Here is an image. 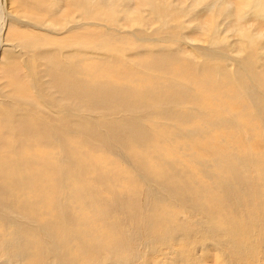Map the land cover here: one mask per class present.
I'll use <instances>...</instances> for the list:
<instances>
[{"label": "bare ground", "instance_id": "1", "mask_svg": "<svg viewBox=\"0 0 264 264\" xmlns=\"http://www.w3.org/2000/svg\"><path fill=\"white\" fill-rule=\"evenodd\" d=\"M238 1L236 5H239V21L242 24L248 23L244 18L264 15V0ZM8 2L9 0H0V38L3 26L8 21L9 10V30L19 32L20 36L16 39L18 46L22 48L20 54L27 60L23 62L25 76L31 79L36 88L39 105L49 112L45 114L44 110L43 113L34 110V106L38 104L32 101H25L27 109H13L9 104L0 102V112L7 121L2 126L3 133L0 135V253L8 256L10 261L19 263L26 259L29 264L45 262V257L49 255H53L56 260H52L53 264H81L80 261L89 255L95 260L93 264L110 262L107 257L116 264H132L130 250L144 233L142 214L144 216L151 211H145L149 204L141 199L144 192L147 193L145 197H149L147 201L150 204L154 200L161 201L172 209L169 200H173L180 202L182 207L185 206L186 211L200 214L202 227L207 228L208 222L213 225L212 235L221 232V228L225 229L228 226V216L225 212H213L206 207L205 203L209 198L205 196L207 189L200 183L189 181L187 175H193L192 170L182 171L175 166L181 163L175 151H183L184 155L180 156H188L190 159L191 155L197 154L204 164L199 163L204 178H215L225 188H230L231 171L224 161L231 162L241 152H246V149H239L245 148L243 138L264 142L262 134L255 133L245 137V132H254L258 124L264 121V115L261 114L264 113L261 112L263 110L259 109L260 114L255 111L262 106L264 109V52L260 51L263 47L259 49L260 42L257 45L253 41L254 38L257 39L254 37L255 32L248 33L244 38L245 42L241 40L243 43L239 44V51H244L241 59L235 58L240 54L237 50L238 54L235 56L232 53L221 56L218 51H211L212 56H203L201 62L187 61L178 51L170 49L173 44L170 41L178 35L182 36L173 27L167 34L163 33L166 38H159L160 42L164 40L163 43L152 41L154 44L147 45L149 43L146 42V51L135 55L131 60L126 58L128 52L123 48L125 44L120 47L119 43L126 40L125 43L129 46L132 39L140 42L148 37L147 33L139 36L129 31L134 36L129 35L124 39V35L129 33L115 22L114 16H109L111 13L108 16L104 13L108 10V3H115L117 0H70L78 9V17L70 21L72 24L68 21L62 24L60 31L64 35L60 39L57 36L59 32L55 34L54 30L47 27L22 31L24 25L32 27L29 24L32 17L7 9ZM24 2L32 4L31 0ZM151 3V0L143 2L145 5ZM157 4L159 3H153L150 7L158 16L161 13L157 11ZM215 6L216 4H211L209 12L216 11ZM217 6L228 12V15L233 13L232 9L235 10L230 4ZM37 14L45 16L43 10ZM112 14L117 13L113 11ZM165 15L160 16L161 24L166 19ZM171 15L179 17L178 14ZM105 18H110L112 23H106ZM102 21L106 24L101 23ZM82 23L94 29L86 31ZM108 24H112L109 27L113 31L100 40V36H97L100 32L95 27ZM243 27L245 28V23ZM254 30L258 32L257 29ZM118 33L124 34L123 37L120 35L123 40ZM87 34L94 41L92 45L85 42ZM80 35L82 39H78L77 48L66 42L68 36ZM58 42L62 44L57 45ZM177 43L174 44L177 46ZM167 51L172 52L165 53ZM45 53L49 55L48 58L41 59V55ZM169 61L181 63V67L178 66L171 74L174 75L171 81L169 70L172 66L168 64ZM230 62L236 67L233 71ZM34 69L47 78L48 85L41 78L34 79ZM163 76L165 82L172 84L169 88L170 91H175V100H165L157 92L156 87L159 85L158 88L168 90ZM189 76L192 78L187 80ZM183 81L190 82L191 85H186L185 88ZM225 88L231 89L230 92L227 93ZM233 100H238L240 110L234 108ZM60 106H66V109L73 107L74 110L67 109L64 115L62 110L65 109L59 108ZM53 107L61 111L56 112ZM17 111L22 115H17ZM54 113L63 114L65 119L68 116V119H54ZM256 116L260 117L255 118ZM73 120L76 122H70ZM52 126H55L53 130ZM239 127L242 130H238ZM69 148L71 151L66 152ZM63 152L72 167V164L79 168L83 164L91 165L88 182L78 185L76 173H73V169L61 156ZM103 152L107 156L105 159L101 158ZM90 153H93L91 157L85 156ZM132 166L146 180L143 184H137L140 195L134 187L127 186L132 178ZM116 186H121L122 192ZM146 186L151 188L150 191L145 190ZM130 192L134 195H130ZM145 205L148 207L145 208ZM170 208L166 209L169 214L166 215L167 218H160L162 212L155 211L159 215V221L154 219V223L157 227L164 222L161 233L165 237L161 238L157 247L163 246V250L168 249L173 253L170 240L177 244L181 228L177 226L180 221L175 220L174 216L177 210L172 211ZM54 209L58 219H49L47 213L53 214ZM25 218L27 221L23 220ZM148 218L150 220L147 219L145 227L149 237L140 247L141 250L142 247L154 246L158 242L152 234L154 231L151 228L155 226H152L153 218L150 215ZM142 253L143 251L140 252L141 257ZM146 253V258H149L150 251L149 255ZM177 253L176 251L172 255H178ZM159 255L162 252L153 257ZM166 258L167 256L164 260Z\"/></svg>", "mask_w": 264, "mask_h": 264}, {"label": "rangeland", "instance_id": "2", "mask_svg": "<svg viewBox=\"0 0 264 264\" xmlns=\"http://www.w3.org/2000/svg\"><path fill=\"white\" fill-rule=\"evenodd\" d=\"M31 1H32V4L30 3L26 4L24 0L22 1L21 0H9L8 2L7 9H10L11 11L14 10V12L16 13H19L24 16L28 15V17L33 18V19L32 18L29 19L30 20L29 24L32 27L24 25V28L22 29V31H28L30 29L38 30L40 26L43 28L47 27L50 30H54L53 33L55 34L56 32L57 33L59 32L57 36L60 39V36L64 35L63 31H60L62 24L65 21H68L69 24H72L70 23V21L73 18L78 17V13H77L78 9L77 7H74L70 3V0H31ZM162 1L163 0H151L152 2L151 5L153 3L155 4L156 2L159 3L157 4L158 5L157 11L159 10V12L163 15L166 14L165 15L166 19H164L163 21L164 23L162 22V24H165L164 26H162V24L160 23L161 14L157 16V14L153 12V10L151 11V7H150L151 5L143 4L144 0H117V2L115 3L113 2L108 3V8H107L108 10H105L104 12L105 15L108 16L110 13L112 14L113 11L116 12L118 15L110 14L109 16H114L116 19L115 22L118 23L119 26L123 27V29L125 28L126 32L129 33V31H131L132 33H135L136 35H139V36L142 35L143 33H147L146 34V36L148 37L147 40L142 39L143 41L140 40V42H135L132 39L130 41V44L132 43L134 45L133 46L134 49L131 46L132 44L127 46V44L125 43L126 40H124V42L119 43V46L121 45L120 47H123L124 44L126 46V47L125 46L123 47L124 49L127 50L126 52H128L126 58H129L132 60L135 58V55L145 52L146 49L144 48L146 47L144 46L147 43H149L147 45H150L152 41L155 43L160 42L159 38L160 37H162L163 39L166 38L165 34H167V31L173 27H175V29H177V33H179L182 36L179 37L178 35V37L170 41L171 44L173 43L170 49L172 51H178V53H180L182 58H184L187 61L195 60V62L197 63L201 62V60H203V56L204 57L212 56L213 53L211 51L213 52L218 51V55L221 54V56L223 54L227 55L229 53L230 54L232 53L233 56H235L236 54L240 53L236 55L235 58L237 57L238 59H241L243 57L244 51L241 52V49L239 51V44H241L242 41L245 42L244 38H246V35H248V33L251 34V32L256 33V34L254 33V37H257V39L254 38L253 41H255V44L260 42L259 43L260 45L259 44L257 45H259V49L263 47L261 48L262 50L260 51L264 52V15L263 16L253 15L251 17L244 18L246 20L242 19L244 21H248V23L244 22L245 23V28H244L243 27L244 23L242 24L241 20L239 21L240 19L239 14H238L239 5L238 4L236 5V3L239 2L238 0H214L213 2L212 0H208V1L206 0L208 3L205 0H164L163 2ZM216 1L221 5L224 4V6L225 4L226 5L230 4L231 6L235 8V10L231 8L233 13L229 15L227 14L228 12H226L223 9H222L223 12H221L222 10L217 8L218 7L217 5L219 4ZM117 4L119 5L118 7H117ZM211 4L212 5L216 4L214 8L216 11L212 10L209 12V9L211 10V8H209ZM205 7H206V10H205ZM170 9L171 10L173 9V10L171 11ZM41 10H43L45 14L44 17H41L39 14H37V12H41ZM111 10L112 12H110ZM8 11L9 10H7V15H8L7 20L8 21L3 26L4 28L2 30L3 32L1 35L2 39L0 38V102H5L6 104H9L11 107H13V109L15 108L16 109H27L26 108L27 105L25 101H29V102L32 101L35 104H38L34 106V110H37L40 113H43L42 110H44L45 114H47L49 112L47 108L45 110L42 106L39 105L40 102L38 100V94L35 91L36 88L34 87L33 82L31 81L30 78L25 76L26 70L23 65L25 63L23 62H27V60L21 57V54H20V51H22L21 50L22 48L18 46V42L16 39L17 36H20L19 32L18 31L11 32L9 30V27L11 24L9 25L10 15ZM219 11L220 13H218ZM177 12H180V14ZM250 12H251V9L248 10V13ZM167 13L169 14V16ZM47 14H49V16H47ZM171 14H178L179 17L177 15L175 16ZM212 14L213 15L215 14L214 15L215 17H212L213 16ZM170 17L171 19H169ZM260 17L262 20L260 19ZM105 19L106 20L104 21L106 23H112L110 18H105ZM175 19L177 22L174 21ZM179 19L181 23L180 21H178ZM37 21L40 24L42 23V25H40ZM105 22L102 21L101 23L106 24ZM224 22L225 23L227 22V25L226 24L224 25ZM239 22L241 25L238 24ZM116 23H113V24H116ZM82 24H83L84 29H86V31H91V29H94V27H91L90 29V26L86 27L84 23ZM73 25L71 26L72 28H74ZM175 25L176 26L178 25L177 26L178 28ZM183 25H185V27ZM187 25L188 27H186ZM248 25H250L252 29H247V28H250ZM109 26H112V24H108V26L102 25V26H99V28L98 26L95 27V29H98L100 32L97 35V36H100V40L103 36L108 37V35L113 31L112 28H110ZM241 26L243 27L242 29H241ZM253 28L257 29L259 33L255 31ZM178 29H180V31ZM230 30L233 32H231ZM239 31L241 34L239 33ZM245 31H247V33ZM257 33L259 36L261 35V37L257 36ZM234 34L237 35L238 38ZM117 35L120 38H122L124 34L118 33ZM129 35L132 37L134 36L130 33L128 35L125 34L124 39H127ZM229 35L232 37H230ZM90 37L91 35L87 34V39L85 42L92 45L94 41H91ZM222 37L223 39H226L227 41L223 40ZM260 38H262V40ZM78 39L79 40L82 39L81 35L79 37L68 36V39L66 42L69 43L70 45H73L74 48H77ZM163 39L161 40L160 43L164 42ZM214 39L217 40L218 42L215 41ZM232 41L234 42L236 41V42L235 43L233 42L232 44L231 43ZM224 42L226 44H224ZM174 43H177L178 45L176 46ZM59 44L61 45L62 42L57 43V45ZM219 46H221V48ZM217 48H219V50ZM141 49H143L142 52H139L141 51ZM135 50H138V51H135ZM208 50L210 51L208 52ZM100 51H104V50H100ZM172 51H169V52L167 51L165 53H171ZM133 52L135 54H133ZM205 52H208V53L204 54ZM209 53L210 54L212 53V54L210 55ZM48 56L49 55L45 53L41 55V59H47ZM168 64L172 66V68L169 70L170 75L173 74V72L177 70L178 66L181 67V63L175 64L174 62L169 61ZM230 67L232 71L236 68L233 63H231ZM42 68L44 69L43 66ZM32 74L36 75L35 76L36 78H34L35 80H38L41 78L43 82H46L45 85H48L47 78L44 77L43 75L41 76L40 73L38 74L36 70L34 73L32 72ZM33 75H31V77ZM173 77L174 75L173 76L171 75L170 81L173 79ZM190 78L192 77L189 76V78H186V79L189 80ZM158 79L161 80L160 78ZM164 80H165V77L163 76V81ZM164 83H165V87H168V90L167 88H164V89L158 88L160 86L159 85L156 87L157 92L161 94L165 98V100H170V99L175 100V97H176L175 91L172 92L170 91V88H169L171 87L172 84L169 82H165V81ZM183 84L185 85V88L191 85L190 82L188 83L185 81H183L182 85ZM230 90L226 89L227 93H229ZM38 93L40 94L41 92L38 91ZM251 94L248 95V97H250ZM237 101L233 100L232 103L236 110L237 109L240 110V107ZM225 102L228 103L227 101ZM65 107L66 106L59 107L61 109H65V110H62L64 115H66L67 109L74 110L73 107H68L67 109ZM53 109L57 110L56 112L61 111L57 109L56 107H53ZM259 109L260 110L262 109L263 111L261 112H264V109L262 106L255 110L256 113L260 114L258 112L260 111ZM19 112L20 111H17V115H22V113L21 112L19 113ZM63 114L54 113L53 118L62 119V120L68 119V116H66V119H65ZM261 114L264 115V113H261ZM259 117L260 116H256L255 118H259ZM70 122H76V121L73 120ZM6 123L7 121L5 117L0 112V135L1 133H3L2 126L5 125ZM48 124L51 125V123H48ZM258 126L256 128L257 130H255L254 132L252 131H247L248 133L245 132V137H250L248 135L250 134L254 135L255 133L258 135L262 134L264 136V133H263L264 132V121L259 123ZM54 127L52 126L51 129L53 130ZM259 129L262 131H260ZM238 130H242L241 127H239ZM238 136H241V135L238 134ZM243 139H242V144L244 143L243 146L245 145V148H239V149L240 150L246 149L247 153L241 152V154L237 155L236 159L231 162H228L226 160H225L226 162L224 161L225 166L231 171L229 176H230V184L232 186L230 188H225V186L221 185L218 182V180L215 178H204L202 166L199 164L201 163L200 157L196 156L197 154L191 155L193 159L192 158L190 159L188 158V156L187 157L180 156L181 154L184 155L183 151H180V153L175 151L176 152L175 154L178 156V158L181 159V163L175 166L179 170H182V171L192 170L193 175L192 174L187 175L189 181L191 182L193 181L196 183H200L201 185H204V187L208 191L207 194H205V196L207 197L209 196L208 202L205 203L206 207L208 206L209 208H211L213 212H217V213L225 212L226 216H228V219H227L228 226L225 227V229H222V228L219 229L221 232H218V234L213 233L212 235L211 227L213 225H211L208 222L207 228L202 227V225L200 224V220H201V218L199 217L200 214L186 211V207L185 206L182 207L180 202L178 201L169 200V202H171L172 209L170 208L169 205H166V203H163L161 201L159 202V201L154 200L155 202L151 201L153 204H150V202L147 201L149 197H145L147 193L144 192V194H142L141 196V199L142 201H146L149 204V207L145 205V208L148 207L147 210L145 211L151 210L150 212L152 213L147 212V214H145L144 216H143L144 213L142 214L141 218L144 220L143 221L144 222L143 224L144 233H142V236L140 238L142 242H140V240H136L132 245V249L130 250L133 256L131 258L132 264H145L146 262H147L146 264H264V142L260 143V142H257V140L251 141V140H245V139L243 140ZM68 151H71V148H69L66 152ZM64 153L65 152L61 153V156L62 158L64 157L66 162L73 169V173H76V178L78 179L77 180L78 185L88 182L89 177H90L89 175L91 174L90 170L92 169V167L90 168L91 165L89 163L83 164L82 166L80 165L81 167L79 168L78 166L72 164L73 165L72 167L70 161H67L68 159L67 155ZM91 154L93 153L87 154L85 156L91 157ZM192 154H195V153L192 152ZM244 155L246 156L245 158H247L248 160L245 158H241ZM101 158L103 159L107 158L104 152L102 153ZM209 163L210 162H207V164ZM124 171L127 172L126 169H124ZM130 174L132 178L131 180L128 181L127 186L134 187L136 189V192H138V194L140 195L141 194L140 188L138 187L137 184H143L146 180L144 179V176L142 174L140 175V172L134 169L133 166L130 169ZM84 176H86L85 179H83ZM120 187H117V188L119 192H122L121 191L122 187L121 189ZM150 189H151L150 187H147L145 190L150 191ZM130 195H134V193L130 192ZM143 207H144V204H143ZM64 208H65V205H64ZM145 208H142V210ZM169 208L172 211L177 210V214H175L174 216H175V220L180 221L177 224V226L181 228L179 230L180 235L178 236L179 241L178 240H177L178 242L176 241L177 244H175L174 240L173 241L170 240V242L172 243L170 247L174 249V250L172 249L173 253H171L170 250L168 249L163 250V246L157 247L158 245H160L162 239L165 237V236L162 237L163 234L161 233L164 229V222H161L160 223L161 225L159 224L157 227L154 223V219L155 221H159V218H158L159 215L156 214L155 211L156 212L158 211L159 213L162 212L160 218L161 217L167 218L166 215H169V214L166 212V209H169ZM148 214L150 215V218H153L152 226L153 225L155 226H153L154 228H151V229H153L155 233L153 232L152 234H154L158 242H157V245H154V246L148 245L146 248H148L149 250L147 251L145 247H142L143 250H141L140 247L145 243V241L149 237V234L147 233V228L145 227L146 226L145 222H147L148 221L147 219H149ZM47 217L49 219L50 218L58 219L55 209H54L53 214H51V212L47 213ZM19 218L22 220L21 216H19ZM23 220L27 221V218ZM168 220L170 219L168 218ZM0 247H1V240H0ZM175 250L178 252L177 253L178 255H172V254H176ZM141 251H143L142 253L143 257L140 256ZM149 251L151 253L150 255L148 254ZM161 252H162V255H159L158 257L157 256L153 257V255H157L158 253H161ZM145 253L149 255V258H146ZM164 255L165 257L167 256L166 258L167 260H164L165 259ZM45 258H46L45 262L41 261V262H38V264H53L52 260H55L53 255H49L48 257L46 256ZM143 258H146V259L143 260ZM107 260L110 262L103 263V264H111V262L112 264H116L115 261H113L112 259H109L108 257H107ZM160 260L162 262H159ZM80 262L81 264L82 263L86 264L88 262L90 264H93L95 263V260L93 259V257L89 255L88 258L85 257ZM0 264H29V263L27 262L26 259L21 260L19 263L17 261L16 262L10 261L8 256L0 253Z\"/></svg>", "mask_w": 264, "mask_h": 264}]
</instances>
